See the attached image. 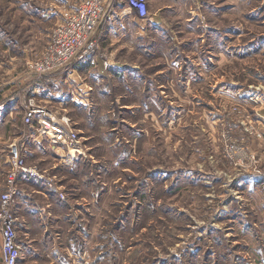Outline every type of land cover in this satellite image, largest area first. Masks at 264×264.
I'll return each instance as SVG.
<instances>
[{
  "label": "rangeland",
  "instance_id": "obj_1",
  "mask_svg": "<svg viewBox=\"0 0 264 264\" xmlns=\"http://www.w3.org/2000/svg\"><path fill=\"white\" fill-rule=\"evenodd\" d=\"M80 3L0 0V264L7 222L16 264H264V0H113L48 65Z\"/></svg>",
  "mask_w": 264,
  "mask_h": 264
},
{
  "label": "built area",
  "instance_id": "obj_2",
  "mask_svg": "<svg viewBox=\"0 0 264 264\" xmlns=\"http://www.w3.org/2000/svg\"><path fill=\"white\" fill-rule=\"evenodd\" d=\"M81 0L79 6L70 7L62 13V18L52 32L47 48L46 62L59 65L73 64L94 45L93 35L102 23L107 8L113 0ZM136 6L143 0H131ZM45 63H42L44 67ZM58 131V128H55ZM62 138V135H59ZM4 264H16L19 250L15 244V232L11 223L3 227Z\"/></svg>",
  "mask_w": 264,
  "mask_h": 264
}]
</instances>
